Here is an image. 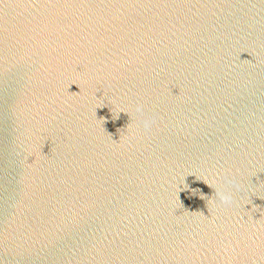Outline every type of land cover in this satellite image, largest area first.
<instances>
[{
	"label": "water",
	"instance_id": "1",
	"mask_svg": "<svg viewBox=\"0 0 264 264\" xmlns=\"http://www.w3.org/2000/svg\"><path fill=\"white\" fill-rule=\"evenodd\" d=\"M0 264H264V0H0Z\"/></svg>",
	"mask_w": 264,
	"mask_h": 264
},
{
	"label": "clouds",
	"instance_id": "2",
	"mask_svg": "<svg viewBox=\"0 0 264 264\" xmlns=\"http://www.w3.org/2000/svg\"><path fill=\"white\" fill-rule=\"evenodd\" d=\"M76 84V83H75ZM79 87V86H78ZM80 89V87H79ZM80 92V91H79ZM79 92H76L74 94H78ZM135 112L138 115V122L139 125L137 126V131H140L141 128L143 131L147 132L150 131L153 125L156 123V118L154 116H148L144 113L143 106L140 104L136 105ZM229 183H233L232 181H228ZM209 187L212 188L211 184H207ZM234 187L239 190V186L233 184ZM214 194H215V200L213 201L218 202L220 205L224 206H231L233 203H235L234 196L230 191L227 192H217L216 189H214ZM203 199V195L201 196Z\"/></svg>",
	"mask_w": 264,
	"mask_h": 264
}]
</instances>
